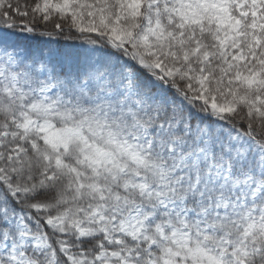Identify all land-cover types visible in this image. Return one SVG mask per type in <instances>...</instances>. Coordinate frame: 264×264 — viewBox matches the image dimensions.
<instances>
[{"label":"snow or ice","instance_id":"6c2138e0","mask_svg":"<svg viewBox=\"0 0 264 264\" xmlns=\"http://www.w3.org/2000/svg\"><path fill=\"white\" fill-rule=\"evenodd\" d=\"M0 264H264V0H0Z\"/></svg>","mask_w":264,"mask_h":264},{"label":"trees","instance_id":"16d2710c","mask_svg":"<svg viewBox=\"0 0 264 264\" xmlns=\"http://www.w3.org/2000/svg\"><path fill=\"white\" fill-rule=\"evenodd\" d=\"M12 2L15 4L17 2V0H12ZM20 3H24V2H30V0H19Z\"/></svg>","mask_w":264,"mask_h":264}]
</instances>
